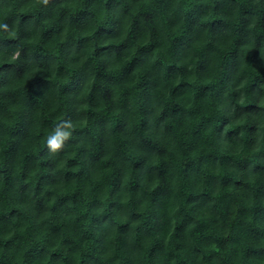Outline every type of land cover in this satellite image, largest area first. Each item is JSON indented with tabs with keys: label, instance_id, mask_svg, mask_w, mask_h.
Instances as JSON below:
<instances>
[{
	"label": "trees",
	"instance_id": "trees-1",
	"mask_svg": "<svg viewBox=\"0 0 264 264\" xmlns=\"http://www.w3.org/2000/svg\"><path fill=\"white\" fill-rule=\"evenodd\" d=\"M0 22V264H264V0H0Z\"/></svg>",
	"mask_w": 264,
	"mask_h": 264
},
{
	"label": "clouds",
	"instance_id": "clouds-1",
	"mask_svg": "<svg viewBox=\"0 0 264 264\" xmlns=\"http://www.w3.org/2000/svg\"><path fill=\"white\" fill-rule=\"evenodd\" d=\"M0 31L8 32L9 25L6 22H0ZM261 88L264 89V85H261ZM260 99L264 102V95H261ZM74 127V122L69 118L59 120L44 137V146L47 151L52 154H59L73 135Z\"/></svg>",
	"mask_w": 264,
	"mask_h": 264
}]
</instances>
